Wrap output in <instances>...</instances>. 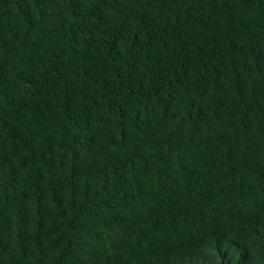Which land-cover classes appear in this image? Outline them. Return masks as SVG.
Segmentation results:
<instances>
[{"label": "trees", "instance_id": "obj_1", "mask_svg": "<svg viewBox=\"0 0 264 264\" xmlns=\"http://www.w3.org/2000/svg\"><path fill=\"white\" fill-rule=\"evenodd\" d=\"M0 264H264V0H0Z\"/></svg>", "mask_w": 264, "mask_h": 264}]
</instances>
